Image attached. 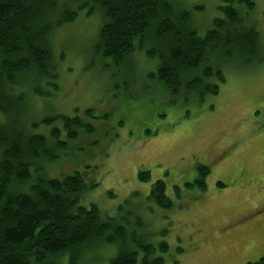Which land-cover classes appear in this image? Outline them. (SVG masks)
<instances>
[{
    "label": "trees",
    "instance_id": "1",
    "mask_svg": "<svg viewBox=\"0 0 264 264\" xmlns=\"http://www.w3.org/2000/svg\"><path fill=\"white\" fill-rule=\"evenodd\" d=\"M176 1L0 0V264H80L87 249L108 245L116 247L109 264H165L168 243L152 240L147 222L134 206L125 209L131 198L115 216L94 202H82L81 194L97 184V164L85 162L61 178L44 173L83 135L96 136L97 121L110 126L117 113L118 124L126 126L120 114L133 109L137 98L131 84H123L121 92L130 106L117 111L91 106L83 115L76 109L74 115L58 112L40 119H30L28 112L34 96L52 98L59 92L52 36L82 11L91 15L98 9L104 15L93 48L104 70L113 67L118 74L123 66L130 78L134 55L144 52L149 61H156L147 79L160 83L173 105L193 104L190 92L201 97L218 93L214 78L223 80L224 72L214 61L217 51L227 58L233 50L247 56L263 50L260 32L249 20L255 0H222L223 16L203 34L191 27L190 12L177 9ZM39 126L50 130L36 132ZM197 171L195 182L186 185L206 189L211 170L197 164ZM140 178L150 182L149 171H140ZM166 190L159 178L147 199L170 209L173 201ZM246 264H264V255Z\"/></svg>",
    "mask_w": 264,
    "mask_h": 264
},
{
    "label": "rangeland",
    "instance_id": "2",
    "mask_svg": "<svg viewBox=\"0 0 264 264\" xmlns=\"http://www.w3.org/2000/svg\"><path fill=\"white\" fill-rule=\"evenodd\" d=\"M221 1L176 2L177 9L190 12L191 27L203 34L223 16ZM249 20L260 32L263 50L250 56L233 50L227 58L217 51L213 58L224 72L223 80L214 78L218 93L201 97L190 92L194 100L187 105H173L162 85L147 79L156 61L144 52L134 55L130 78L123 66L118 74L113 67L104 70L93 50L104 21L98 9L91 15L80 12L52 36L60 90L52 98L34 96L30 119L58 112L74 115L76 109L83 115L91 106L117 111L130 106L121 99L123 84H131L137 98L133 109L120 114L125 127L118 124L117 113L110 126L97 121L96 136L83 135L44 173L61 178L85 162L97 164V184L81 194L82 202H94L115 216L131 198L125 209L134 206L152 240L168 243L165 264H246L264 255V0H255ZM49 130L39 126L36 132ZM197 164L211 170L206 189L186 185L195 182ZM140 171H149L150 182L141 180ZM159 178L173 201L170 209L147 199ZM115 253L116 247L96 246L82 253L80 264H109Z\"/></svg>",
    "mask_w": 264,
    "mask_h": 264
}]
</instances>
